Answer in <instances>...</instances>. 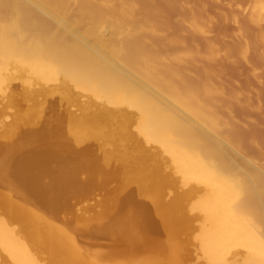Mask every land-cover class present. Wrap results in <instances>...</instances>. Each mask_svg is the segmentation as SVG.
<instances>
[{"label": "bare ground", "instance_id": "1", "mask_svg": "<svg viewBox=\"0 0 264 264\" xmlns=\"http://www.w3.org/2000/svg\"><path fill=\"white\" fill-rule=\"evenodd\" d=\"M109 2L0 0V103L22 104L0 121V264H264V173L208 108L231 81L196 99L167 59L134 57Z\"/></svg>", "mask_w": 264, "mask_h": 264}, {"label": "rangeland", "instance_id": "2", "mask_svg": "<svg viewBox=\"0 0 264 264\" xmlns=\"http://www.w3.org/2000/svg\"><path fill=\"white\" fill-rule=\"evenodd\" d=\"M176 1L189 4L191 10L180 11L177 14L180 21H166L165 16L175 15L170 7ZM103 12L111 16V24L115 25L121 42L132 46L134 57L145 58L149 55L157 61L167 59L170 70L194 82L192 94L196 99H206L210 85L219 91L224 83L231 81L232 89L225 93L226 96L217 95L214 99L216 104L229 110L219 111L215 104L211 105L212 108L210 105L207 107L211 109L212 115L218 113L222 116L224 127L232 126L231 118L227 115L229 112L232 113L233 123L241 121L242 127L237 124L241 130L229 132L230 138L236 147L239 145L241 149L237 150L241 155L244 154L243 157L252 163L254 169L264 173V84L255 86L253 83L257 75L264 78V22L261 23L264 20V0H110L99 13ZM196 20L201 22L203 28L209 24L215 27L214 34L204 35L201 29L193 26ZM138 27H142L141 32H137ZM156 30H161L162 34L157 36L154 33ZM153 45L157 47L156 51L152 50ZM237 70L245 71L247 79L237 75ZM20 86L17 89L19 93L24 88ZM238 90L249 91L251 94L243 104L229 101ZM60 97L58 94L55 98V110L65 111L66 105L61 103ZM16 98L21 99L20 96ZM17 99L13 103L8 102L9 105L7 102L0 103V117L6 116L5 120L3 118L0 121H10L9 116L14 118L12 113H16L17 105L21 104ZM26 105H29L28 102ZM241 108H247L245 116ZM8 109H12V112ZM86 201L80 203V206L91 205L93 210L89 215L103 211L107 190L94 192Z\"/></svg>", "mask_w": 264, "mask_h": 264}]
</instances>
